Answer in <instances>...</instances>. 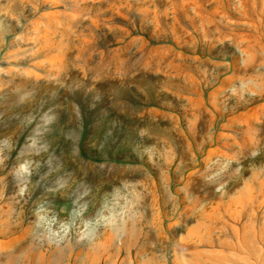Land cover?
I'll use <instances>...</instances> for the list:
<instances>
[{
	"label": "rangeland",
	"instance_id": "obj_1",
	"mask_svg": "<svg viewBox=\"0 0 264 264\" xmlns=\"http://www.w3.org/2000/svg\"><path fill=\"white\" fill-rule=\"evenodd\" d=\"M0 264H264V0H0Z\"/></svg>",
	"mask_w": 264,
	"mask_h": 264
}]
</instances>
